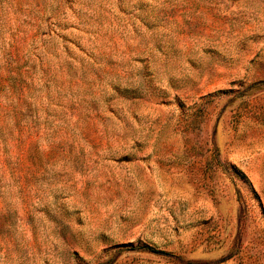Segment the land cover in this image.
Listing matches in <instances>:
<instances>
[{
	"label": "rangeland",
	"instance_id": "rangeland-1",
	"mask_svg": "<svg viewBox=\"0 0 264 264\" xmlns=\"http://www.w3.org/2000/svg\"><path fill=\"white\" fill-rule=\"evenodd\" d=\"M0 264H264V0H0Z\"/></svg>",
	"mask_w": 264,
	"mask_h": 264
}]
</instances>
